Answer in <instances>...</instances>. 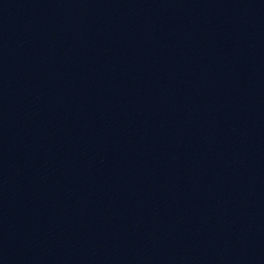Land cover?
Listing matches in <instances>:
<instances>
[{"label":"water","instance_id":"95a60500","mask_svg":"<svg viewBox=\"0 0 264 264\" xmlns=\"http://www.w3.org/2000/svg\"><path fill=\"white\" fill-rule=\"evenodd\" d=\"M0 264H264V0H0Z\"/></svg>","mask_w":264,"mask_h":264}]
</instances>
